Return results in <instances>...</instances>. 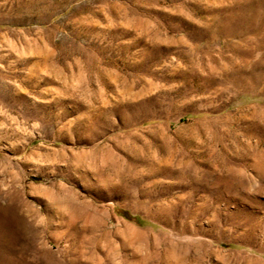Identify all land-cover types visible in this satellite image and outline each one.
<instances>
[{
  "label": "rangeland",
  "instance_id": "obj_1",
  "mask_svg": "<svg viewBox=\"0 0 264 264\" xmlns=\"http://www.w3.org/2000/svg\"><path fill=\"white\" fill-rule=\"evenodd\" d=\"M0 264H264V0H0Z\"/></svg>",
  "mask_w": 264,
  "mask_h": 264
}]
</instances>
